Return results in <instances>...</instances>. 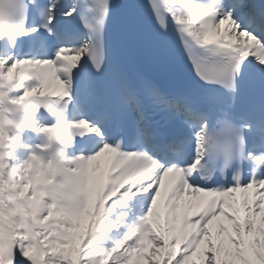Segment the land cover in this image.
<instances>
[{"label": "snow or ice", "instance_id": "6c2138e0", "mask_svg": "<svg viewBox=\"0 0 264 264\" xmlns=\"http://www.w3.org/2000/svg\"><path fill=\"white\" fill-rule=\"evenodd\" d=\"M0 264H264V0H0Z\"/></svg>", "mask_w": 264, "mask_h": 264}]
</instances>
